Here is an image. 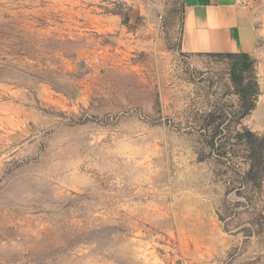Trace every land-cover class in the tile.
<instances>
[{"label":"rangeland","instance_id":"1","mask_svg":"<svg viewBox=\"0 0 264 264\" xmlns=\"http://www.w3.org/2000/svg\"><path fill=\"white\" fill-rule=\"evenodd\" d=\"M182 5L0 0V264H264V182L205 142L229 61L180 52Z\"/></svg>","mask_w":264,"mask_h":264},{"label":"trees","instance_id":"2","mask_svg":"<svg viewBox=\"0 0 264 264\" xmlns=\"http://www.w3.org/2000/svg\"><path fill=\"white\" fill-rule=\"evenodd\" d=\"M205 55L228 59L232 94L236 97V109H218L215 105L213 111L208 113V121L202 126L207 133L206 146L213 149L218 143L225 144L222 139L225 137L229 145H221L223 152L219 156L240 167L239 174L247 187L255 191L260 190L264 182V136L252 131L243 123L254 110L260 94L255 61L244 53ZM219 110L220 115L217 116ZM226 121L227 124L223 126Z\"/></svg>","mask_w":264,"mask_h":264},{"label":"crops","instance_id":"3","mask_svg":"<svg viewBox=\"0 0 264 264\" xmlns=\"http://www.w3.org/2000/svg\"><path fill=\"white\" fill-rule=\"evenodd\" d=\"M179 50L189 56L256 51L253 21L240 0H182Z\"/></svg>","mask_w":264,"mask_h":264}]
</instances>
